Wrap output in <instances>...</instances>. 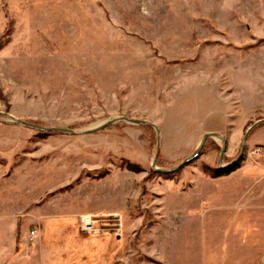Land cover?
Segmentation results:
<instances>
[{"label":"rangeland","instance_id":"obj_1","mask_svg":"<svg viewBox=\"0 0 264 264\" xmlns=\"http://www.w3.org/2000/svg\"><path fill=\"white\" fill-rule=\"evenodd\" d=\"M263 118L264 0H0V264H264Z\"/></svg>","mask_w":264,"mask_h":264},{"label":"water","instance_id":"obj_2","mask_svg":"<svg viewBox=\"0 0 264 264\" xmlns=\"http://www.w3.org/2000/svg\"><path fill=\"white\" fill-rule=\"evenodd\" d=\"M122 119L125 120V121H128V122H132V123H144L141 120H137V119H129V118H122ZM16 122L21 123V124H24V125H27V126H31L33 128H37V129H43L44 128V127H40V126L35 125V124H32V123L30 124L29 122H26V121L17 120ZM263 122H264V118L261 119V120H259V121H256L251 126H249L248 129H246L247 131H246V134L244 136V139H246V137L248 136V134L250 133V131L252 129H254L257 125H259V124H261ZM111 123H112V121H107V122H105V123H103V124H101V125H99V126H97L95 128L89 129V130H87L85 132L90 133V132H95V131L101 130V129L105 128L106 126L110 125ZM44 129L45 130H48V131H58V132H68V133L71 132V130H69V129L58 128V127H51V128H44ZM212 136H217V134L216 133H207V134H205L201 145L204 142H206V139L208 137H212ZM243 147H244V144H243L242 148ZM157 149H158V146H157ZM198 152H199V149L195 150L189 157H187L186 159H184L177 167H175V168H173L171 170L174 171L176 169H179L185 163H187L191 159L195 158V156L198 155ZM223 153L224 152L221 151V153L219 155L220 156V159H222ZM241 154H242V151L240 152V154L238 155V157L235 160H233L232 162L226 164L225 166L232 165V163L236 162L240 158ZM225 166L221 165L219 168H222V167H225ZM171 170H166V171H171Z\"/></svg>","mask_w":264,"mask_h":264},{"label":"built area","instance_id":"obj_3","mask_svg":"<svg viewBox=\"0 0 264 264\" xmlns=\"http://www.w3.org/2000/svg\"><path fill=\"white\" fill-rule=\"evenodd\" d=\"M81 221H82V229L84 231H87V232H91L92 230V225L91 224H87L86 223V220L83 219V216H81ZM38 232V228L37 227H34L32 228L30 231H29V240L32 241L34 238H36L37 236V233Z\"/></svg>","mask_w":264,"mask_h":264},{"label":"trees","instance_id":"obj_4","mask_svg":"<svg viewBox=\"0 0 264 264\" xmlns=\"http://www.w3.org/2000/svg\"><path fill=\"white\" fill-rule=\"evenodd\" d=\"M236 168L235 165H233L232 167L231 166H228V167H225V168H215V171H213L214 175L215 176H222V175H227L229 174L230 172H232L234 169Z\"/></svg>","mask_w":264,"mask_h":264},{"label":"bare ground","instance_id":"obj_5","mask_svg":"<svg viewBox=\"0 0 264 264\" xmlns=\"http://www.w3.org/2000/svg\"><path fill=\"white\" fill-rule=\"evenodd\" d=\"M83 219L86 220L87 224H91V221L88 219V217H85V218L83 217Z\"/></svg>","mask_w":264,"mask_h":264},{"label":"flooded vegetation","instance_id":"obj_6","mask_svg":"<svg viewBox=\"0 0 264 264\" xmlns=\"http://www.w3.org/2000/svg\"><path fill=\"white\" fill-rule=\"evenodd\" d=\"M225 167H228V166H225ZM225 167H222V168H225Z\"/></svg>","mask_w":264,"mask_h":264}]
</instances>
